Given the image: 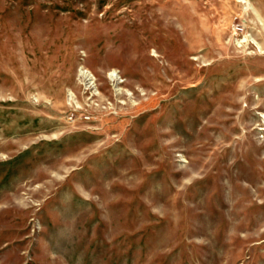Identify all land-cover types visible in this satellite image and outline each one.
<instances>
[{"label":"rangeland","instance_id":"374dc122","mask_svg":"<svg viewBox=\"0 0 264 264\" xmlns=\"http://www.w3.org/2000/svg\"><path fill=\"white\" fill-rule=\"evenodd\" d=\"M0 264H264V0H0Z\"/></svg>","mask_w":264,"mask_h":264}]
</instances>
